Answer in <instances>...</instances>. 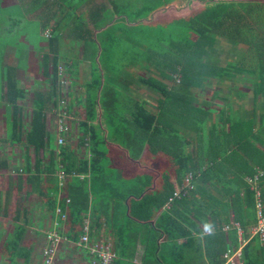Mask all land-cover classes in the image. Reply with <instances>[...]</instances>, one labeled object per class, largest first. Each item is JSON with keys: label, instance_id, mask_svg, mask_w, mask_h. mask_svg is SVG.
I'll return each instance as SVG.
<instances>
[{"label": "trees", "instance_id": "obj_1", "mask_svg": "<svg viewBox=\"0 0 264 264\" xmlns=\"http://www.w3.org/2000/svg\"><path fill=\"white\" fill-rule=\"evenodd\" d=\"M55 1L59 2L55 4ZM55 1L32 0L34 7L40 2L49 6H43L47 18L41 19L40 29L45 32L51 19L55 23L47 37L41 34L46 41V50L38 74L43 75L48 86L34 91L27 124L23 123L25 106L21 103L26 91L16 78V67L6 65L3 69L6 131L1 139L19 143L25 160L22 166L15 168V180L25 184L21 188L25 192L40 193L44 205L42 215L53 212L56 204L60 206L65 216L59 215L58 225L62 230L57 231L74 243L78 242L84 220L88 218L90 240H93V231H101L103 240L110 243L117 258L128 261L125 258L129 256V247L135 248L140 226L144 224L147 226L146 240L151 241L146 243L141 264H196L193 260L197 257H194L195 252L189 251L192 234L201 232L196 220L203 227L209 225L210 231L202 238L206 262L223 264L222 253L236 239L235 230L226 232L222 229L231 217L226 209L231 204L233 218L242 225L255 217L254 191L244 174L253 175L259 171L262 178L257 180L258 183H251L262 185L264 201V165L261 164L264 152L250 140L248 144L240 143L236 130L239 119L231 113L226 115L220 108L217 120L222 122L224 116L227 117L225 122H230L227 135H234V140L227 155L224 148L215 156L208 152L206 156L211 162L203 168L205 156L195 158L193 152L187 150L190 141L173 123L178 120L188 126L190 120L196 122L198 136H206V141L212 134L219 136L226 129L220 126L216 130L213 120L209 122L211 130L206 134L207 117L213 110L209 104L216 98L226 104L229 93L241 92L244 79L264 97V43L259 42H264V3L262 0H136V6L129 9L128 0H81L76 8L68 2L66 6L65 0ZM83 2L89 6L90 22L83 18L73 22L68 18L73 26L63 27L61 21L70 9L78 10ZM159 3L162 11L175 8L179 12L170 20H177L181 29L172 30L174 34L163 40L157 35L148 40V36H142V30L136 32L134 27L149 20L152 11H147ZM54 5H57L56 9L52 7V10ZM117 20H124L125 26L119 25L113 32L96 38L98 32L94 31L104 26L111 28ZM127 22L132 24L134 31L130 32ZM62 37L81 44L79 58L78 53L73 56L74 48L71 54L62 55ZM224 37L246 50L240 58L233 55L224 63L215 62L212 54L218 53L216 41ZM112 51H117L119 61H126L127 65L131 62L142 73L133 74L126 65L118 72L114 70ZM125 51L132 54L126 60ZM83 61L89 62L90 78L85 95L79 101L81 107L76 118H71L72 99L67 102L71 115L68 134L74 125L78 129L77 141L74 144L66 136L65 142L57 145V133L53 134L48 128L47 112L51 105H57L60 77L67 78L68 73L76 72ZM60 64L65 66L63 70L59 69ZM256 75L260 78L258 82L254 81ZM215 86L218 88L211 92L214 94L209 100L196 96L195 92ZM143 89L158 97L156 106L151 104L155 106L153 109L141 99ZM62 92L67 97L70 94L67 89ZM193 92L196 101L190 98ZM203 101V105H198ZM260 119L264 123V101ZM30 150H33L32 162ZM163 161L165 164L161 165ZM235 161L246 163L243 174H235L236 170L232 169L231 173L235 175L231 178L217 176L215 168L223 163L225 168ZM250 161L263 170L258 168L253 173ZM7 168V158L0 156V172ZM196 169L201 170L198 180L209 181L220 197L210 194L206 185H200ZM61 170L64 179L59 185ZM188 172L192 173L193 187H187L186 193L181 192L180 197L169 202V197L181 186ZM80 174L85 176L80 177ZM175 180L179 182L177 187H174ZM199 192L205 193L207 198L200 201ZM227 193L231 194L226 197ZM222 198H229V201ZM24 228V225L16 224L4 241L2 249L12 260L16 257L24 258L25 262L28 260L27 248L19 245ZM183 238L188 239V244L181 247L177 242ZM128 262L126 264H134ZM198 264L202 262L198 261ZM235 264H264V243L254 236L243 245L241 257Z\"/></svg>", "mask_w": 264, "mask_h": 264}, {"label": "crops", "instance_id": "obj_2", "mask_svg": "<svg viewBox=\"0 0 264 264\" xmlns=\"http://www.w3.org/2000/svg\"><path fill=\"white\" fill-rule=\"evenodd\" d=\"M15 2L16 5L19 6V17H24V15H26L25 13H28V10L30 9H37V7L35 8L34 5L32 4V0H13ZM51 1H55V0H49ZM260 1V0H259ZM57 1H55L54 3H56ZM261 3H264V0L261 1ZM54 8H52L53 10ZM59 12V11H58ZM264 13V11H263ZM46 16H44L42 19V21H44L46 18ZM60 16L57 15V18H59ZM18 19L20 18H14L13 20H15L16 23H13L12 27H16L17 21H19ZM54 19L50 20L49 25L46 27L45 31L47 30V28L49 26L53 27L54 26ZM20 22V21H19ZM52 22V24H51ZM51 24V25H50ZM256 27V26H255ZM5 32L12 30V28H4ZM257 30V28L255 29ZM44 33L43 29L40 30V34ZM45 40H38L37 42H35V44H27V47L30 51H35L36 55H35V60L31 63V64H27V65H23V66H19L18 65V59L14 56L16 55V50L14 49L12 51V54H9V51H11V47L6 48L5 50H2V53L4 54V56H0V102H4L2 96L4 95L5 92V84L3 81V69L6 65H10V63H7V59L4 60L6 57H11L13 56V58L16 60V63L13 64L16 69H15V75L16 78L19 81V85L20 87H22L25 91H26V95L24 98V102L25 100H27V94L29 95V104L28 106L23 104L24 102L22 101V105L25 106V109H28L30 112V104H31V98L33 96V93L36 89L38 88H44L46 89V87L48 86V84H46V82L43 81V75H41L40 73L38 74V69H39V63L41 61V57L43 54V51L46 50V48H44L42 46V43H44ZM261 43H264L262 41H259ZM5 47V46H4ZM79 47H81V44L79 45ZM41 48V49H38ZM215 49L218 53H213V59L216 58L215 62H221L224 63L225 60H229L233 57H237L240 58L243 55L244 46H235L234 42H232L229 38H222L221 40L219 39L218 41H216L215 44ZM246 50V49H245ZM69 55V54H68ZM78 57L80 55V53L77 54ZM76 55V56H77ZM78 59V58H77ZM85 62V61H83ZM83 62H81L80 64H82ZM88 66H89V62H88ZM79 67L80 65H78L77 71L75 72H71L68 73L67 75V79L68 81V85H67V90L70 91V94L68 96V100L70 101L72 99L73 101V105L71 106V112L72 115L78 112L79 107H81V104L79 103V101L83 98V96L85 95V86L90 78L86 77L84 79H81V82L79 80L80 77H78L79 75ZM24 68V69H23ZM19 73H27L29 75L32 76L31 82L33 84V88L30 89L26 88L23 83V80H21L18 76ZM258 74V73H257ZM36 75L37 78H35L34 76ZM79 80V82H78ZM260 80L259 75H256L254 81L258 82ZM242 82H244V84H242V90L239 93H236L235 91L232 93L228 94V102L225 104L221 99L216 98L212 103L209 104V106L213 107V110L211 112H209L210 114L207 117V121L208 123L205 125L206 128V134L209 133L210 129V125L209 122L214 120V123L217 125L216 126V130L218 128L221 127H225L226 129H224L219 136L216 135V133L212 134V138L208 139L205 141V137L206 136H198V131H197V127H196V122H193L192 120H190L189 123H187L188 126H183L182 124L178 123L176 120L175 123H173V126L176 127V129L180 130L181 132H183V137H185L186 139H188L190 141V144H188L187 146V150L190 152L192 151L195 158L196 157H203L204 160V164H203V168L206 167L208 164H210V160L208 159V157L206 156L207 153L209 152L210 155H214L218 152H220V150H222L224 148L225 155H227L229 153V146H231V142L234 140V135H227V131H229L230 129V122H225V118H227L226 116H224L222 122L221 120H217L218 116V112L219 109L221 108V110H225V114H234V116L236 117V120L239 119L240 123H238V127L236 126V130L238 132V139H241L240 143H244V144H248L247 141H252L253 143H255V147L259 148L260 150H262L264 152V123L261 122V114L263 113V101H264V97L262 96L261 93H258L254 87L249 86L250 84H248V80L244 81L242 80ZM214 83V82H213ZM212 83V84H213ZM77 85V87H75ZM248 87V88H247ZM144 91L141 92V99L147 101V107L150 109H153L158 101V97L153 95L150 96L149 93L147 92L146 89H143ZM214 93H210L208 98L205 100H209L210 97L213 95ZM200 99H202L201 97H198ZM203 100V99H202ZM79 103V104H78ZM154 104L155 106L152 107L151 104ZM203 102H198V105H203ZM208 104V103H207ZM206 104V105H207ZM3 106V111L2 114L4 116V121L2 124V132L0 133V147L1 143H3L4 145H6V147H9L10 149H21L22 147L19 143H12V142H7L4 141L3 139H1L4 135H5V131H6V119H5V104L2 105ZM50 106V105H49ZM55 106V105H54ZM51 105L50 111L47 112V123H48V128L49 130H51L53 132V134L56 135V127H55V116L53 113L52 108L54 107ZM76 108V109H75ZM25 109L23 110V123L27 124L29 117H25ZM175 118V117H173ZM251 121V122H250ZM76 128V127H75ZM77 133H78V129ZM215 132V131H214ZM211 137V134H209ZM236 136V135H235ZM221 139L222 142H219V139ZM217 141H215V140ZM75 144V143H74ZM214 144V145H212ZM211 145V146H210ZM250 145V143H249ZM248 148V147H247ZM13 151V150H12ZM29 153L31 154V162L33 161L34 157H33V150H30ZM81 153V152H80ZM5 157L8 160V168L4 171V172H0V244H2L6 238L9 236V234L11 233L7 231L6 228H8V226H11L12 228L15 227V225L19 224V225H24V227L26 228H30L31 230H29L30 232L33 233V235H29V237L24 238V235L21 236L20 241H19V245L23 248H27L26 253L28 255V260L25 262L24 258L22 257H16L14 260L11 259V257L8 255L7 252L1 254L0 251V264H42V249L43 247L46 245L47 242V238H46V233L49 230L52 229H58L59 231L62 230L61 227H59L58 225V221H59V215L60 213H58L56 211L57 207L60 208L59 205L56 204L53 212L49 211L47 212V214L44 216L42 215V211L44 209V205L41 201V195L38 191H29L28 193L25 192V190H22L21 188L25 187L24 183L21 182L18 183V181H16V173H15V168L22 166L24 163V156H23V151L20 152V156H15L13 157L11 154H6ZM13 159H15V162L13 161ZM222 160H220L221 162ZM16 165H15V164ZM13 164V165H12ZM224 164V163H223ZM221 164L220 166H218L217 168H215L216 172H217V176H223V178H231L233 177L235 174H243V170L245 169V162L242 161H235L232 165H227L224 168V165ZM261 164L264 165V160L261 161ZM250 165H252V171L253 173L260 168V166L257 163H253L250 161ZM228 171H226V170ZM235 169L236 173H231V170ZM261 169V168H260ZM230 170V171H229ZM263 170V169H261ZM197 171V177L196 179L198 180L200 174H201V170L196 169ZM259 172V171H258ZM258 172H255L253 175H243L244 177H247L248 179H252L251 177H254L257 175L258 178H262ZM264 172V170H263ZM85 176V174H80V177ZM257 180H255L257 182ZM260 180V179H259ZM198 182L200 183V185L202 186H207V191L210 194H216L218 197H220V194L218 195V193H216L215 191H213V188L210 185L209 181H204V180H198ZM249 182V181H248ZM251 184V189L254 191V196H255V207H256V189H258L260 191V193L262 192V185L261 186H257L255 184H252L251 182H249ZM258 183V182H257ZM179 184V182H177V180H175L174 183V187H177V185ZM59 185H60V181H59ZM264 186V184H263ZM261 187V188H260ZM231 189V188H230ZM237 191V190H236ZM207 192V194H208ZM232 192V190H231ZM235 193V192H234ZM206 194V195H207ZM231 194V193H230ZM229 193L226 194V197H228L230 195ZM198 197L200 198V201L205 200V198H207V196H205V193L199 192L198 193ZM229 201V198H225L222 200ZM199 200V199H198ZM264 202V201H263ZM61 209V208H60ZM231 204L230 206L226 209V211L231 215L229 222H224L222 229L226 232L231 231V230H235V236L236 239L235 241L229 245L228 247H243V245L248 242L249 240H251L254 236L257 235H253L252 232V228L256 222V212H257V207L255 208L254 211V219L247 221L246 223L244 222V224H240L239 221L235 220L233 217V212L231 210ZM225 210H222V212H224ZM232 218V219H231ZM196 222L197 227H199V229L201 230L200 233H194L192 234L191 237V242L189 244L190 249L189 251H194L195 252V256L196 258H194L193 260L195 261L196 264H198V261L202 262V264H208L206 262V251L205 248L203 247V234L208 233L210 230L208 228L203 227L198 221L194 220ZM236 224L241 228V233H238V229L236 227ZM34 225L37 227L38 225L43 227V232H40L37 230V228H34ZM146 225L142 224L140 226V233L138 235V239H137V243L135 248H131L129 247V252L127 253V255H129L128 257H126L125 259L128 261H132L134 264H141L143 261V257L145 255V250H146V243L151 241L150 239L146 240L147 237V230ZM227 227V228H226ZM6 229V230H5ZM64 237V239H61L60 244L58 246L56 255H55V259H54V264H92V259L93 256L86 250L83 248V252L86 253L84 256L82 257H77L76 253H77V248H75L76 246H79L77 244V242H72L71 240H69L68 238H66L64 235H62ZM103 233L100 232H96L93 231V236L91 241H98V240H103ZM40 237V238H38ZM258 237V236H257ZM40 239V241H39ZM259 239V237H258ZM187 240L188 239H180L177 243L181 246H187ZM260 241V239H259ZM230 242V241H229ZM159 243V240H158ZM261 243V241H260ZM227 249V247H226ZM225 249V250H226ZM224 250V252H225ZM223 252V253H224ZM223 253L220 257V259L223 260V264H225V260L223 258ZM117 258V256H116ZM115 258V259H116ZM132 258V259H131ZM18 259V260H17ZM131 259V260H130ZM121 260V261H119ZM128 261H125L124 259H120L117 258L114 262H112V264H126ZM129 263V262H128Z\"/></svg>", "mask_w": 264, "mask_h": 264}, {"label": "rangeland", "instance_id": "obj_3", "mask_svg": "<svg viewBox=\"0 0 264 264\" xmlns=\"http://www.w3.org/2000/svg\"><path fill=\"white\" fill-rule=\"evenodd\" d=\"M65 1L66 2L64 4H66V6L68 5L67 4V2H68L69 5H73L72 6L73 8H76V6L82 2L81 0H65ZM102 1H106V0H102ZM170 1L173 2V0H170ZM63 2H64V0H63ZM128 2L130 4L129 9H133L136 6V0H128ZM176 2H179V0H176ZM91 4H94V2ZM138 4H140V3H137V5ZM82 5L83 6H78V10H73L72 8L70 9L68 16L66 18H63V21H61V23H63V27L69 26V28H70L71 26H73V24L67 20L68 18H70L71 19L70 21H73V22H77V20L79 21L82 18H83L82 20H86L87 22H90L89 18H88L89 14L87 11V8H89V6H87V3H85V2H83ZM43 6L49 7L48 5H46V3L42 4L40 2L38 5L35 6V8L37 7V9L32 8V9L28 10V13H25L26 15H24V17H19L20 16L19 15V9L20 8L18 5L15 4V2L13 0H1V12H0V56H1V58H2V56H4V54L2 53V50H5L6 48L11 47L12 49H11V51H9V54H12V51L14 49L16 50V55H14V56L18 59V65L19 66L31 64L35 60L34 58H35L36 52L30 51L27 47V44L28 43L35 44V42L37 40H39L40 38L42 39L41 34H40V30H41L40 26H41V22H42L41 18H43V16H45L44 14H46ZM56 6L57 5L51 6V8L54 7L56 9ZM162 10H163L162 5H160V3L157 6H154L152 10L147 11V13H150L152 11L150 14V19L143 21L138 26H135L134 30L136 32H138L139 30H142L143 31L142 36H148L147 37L148 40H149V37H151L153 39L156 37V35H157L158 39L162 38V40H163L164 37L168 38L171 34H174V33H172V32H174L172 30L181 29L179 23H177V20H173V21L170 20V17L172 15L175 16L179 12H177L175 10V8H172V9L167 8L164 11H162ZM84 17H86V18H84ZM14 18H20V19H18L20 22L17 23L18 25L16 27H12L13 23H14L13 22ZM52 22H51V24H52ZM127 23H128L127 24L128 28H129V26L131 28L130 32L134 31L132 24H129V22H127ZM112 24H114V26H112L111 28L104 26L103 27L104 29L101 28L99 30L97 29V31H94V33L98 32V35L96 36V38L97 37L98 38L104 37L103 33L113 32L114 29L116 30L117 27H119V25L122 28L123 26H125V21L124 20H121V21L117 20V22L115 21ZM10 27L12 28V30L5 32L4 28L7 29ZM51 28L52 27L49 26L47 29L50 30ZM69 28L66 29V34H68ZM179 31L180 30H178V32ZM117 35H118V33H117ZM133 35H134V33L132 34V36ZM107 37L108 36H106L105 38H107ZM42 40H44V39H42ZM128 42L133 43V41H131V40H128ZM77 43H78V41H74L71 38L67 40V37H65V38L62 37V39H61L62 55L71 54L72 48H74L73 56H74V54L76 55L77 53H80L79 49L81 47H79L80 44H77ZM124 44L125 43H123V45ZM42 46L44 48H46V41H44V43H42ZM125 52L126 53H125V59L124 60H126V58L129 57L128 56L129 54L132 55L131 52H128V51H125ZM77 57H78V55H77ZM79 57H80V55H79ZM118 57L119 56L117 54V51L112 53L111 59H114V63H113L115 66L114 70H116L118 72L121 69L122 65H126L125 68L128 71H130L131 73H133V74L134 73H139V74L142 73L141 70L137 66L130 64L131 62L127 65L126 61L125 62L119 61ZM6 59L8 60L7 63L11 62L10 65H13L16 63V60L13 58V56H11L10 58L6 57L4 60H6ZM104 59H106V58H104ZM101 63L103 64L104 61L101 60ZM79 65H80V67H79L78 77H80L79 80L81 82V79H84V78L90 76V70H89V66H88V61H85ZM64 67L65 66L63 64H60L61 70H63ZM18 77L21 80H23L24 85H26L25 87L29 88L31 91V89L33 88V84L31 82L32 76L27 74V73H24V74L19 73ZM34 77L37 78L36 75ZM79 80H78V82H79ZM68 81L69 80L67 78H64V83L61 86V88L63 90L67 89ZM75 87H77V85ZM217 88L218 87H216V86L215 87H205L204 89L199 90L195 93H196L197 97H201L202 99H205V98L207 99L209 94ZM195 93L193 92L190 95L191 100L193 99L196 101V99H194ZM27 95H28L27 96L28 98H27V100H25V102L23 101L24 102L23 104L28 106L30 94H27ZM149 95L153 96L154 93L150 91ZM67 100H68V98H67ZM3 104H4L3 101L0 102V133L2 132V124L4 121V116L2 114V111H3L2 105ZM146 104H147V101H146ZM24 113H25V117L30 116V112L28 109H25ZM71 118H76L75 112ZM76 129L77 128H75V126L73 125L70 133L67 135V139H69L72 143H76V141H77L78 133H77ZM182 133L183 132L180 131L181 135H183ZM1 146L2 147H0V156H5L6 154H11L13 157H15V156L18 157V156H20V152H22V150L18 149V148L17 149H15V148L10 149L9 147H6V145H4L3 143H1ZM13 161L15 162V159H13ZM164 164L165 163L163 161L161 163V165H164ZM130 169L132 170V168H130ZM130 169H129V171H130ZM35 227L36 226L34 225V228ZM36 228L40 232H43V230H44L43 227L40 225H38ZM6 229L8 232H10V231H12L13 228L11 226H8V228H6ZM29 230H31V229L26 228V227L24 228V232H23L24 238L29 237V235L30 236L33 235V233L30 232ZM38 238H40V237H38ZM39 241H40V239H39ZM3 244H4V242L2 244H0V251H1V254L4 253V255H5V251L2 249ZM75 248H77L75 250H77L76 256L78 258L82 257L86 254L83 252V248H81L80 246H76Z\"/></svg>", "mask_w": 264, "mask_h": 264}, {"label": "built area", "instance_id": "obj_4", "mask_svg": "<svg viewBox=\"0 0 264 264\" xmlns=\"http://www.w3.org/2000/svg\"><path fill=\"white\" fill-rule=\"evenodd\" d=\"M49 30L47 29L44 34L47 37L49 35ZM61 70V68L59 67ZM64 83V77H60L58 82V102L57 105L52 108L55 116V127H56V144L60 145L65 142V138L68 135V118L71 115L68 114L67 110V94L62 92L61 86ZM58 177L61 181L64 179V172L61 170L58 173ZM256 175L254 179H249V181L257 180ZM192 173L188 172L183 180V183L179 188H176L173 195L169 197V202H172L175 197H180L181 192L186 193L187 187L192 188L191 184ZM66 201H69L67 198ZM256 222L252 228L253 235H257L262 243H264V202L261 198V193L256 189ZM56 211L62 213L61 209L57 207ZM62 216L65 215L62 213ZM238 233H241V228L236 224ZM227 228V227H226ZM90 223L89 219L84 220L82 226V233L80 234L77 244L85 248L92 256V264H110L112 258L116 255L110 249V243L104 240L91 241L89 238ZM47 242L42 249V264H54L55 255L60 244L61 239L64 237L56 230L52 229L46 233ZM241 257V247H228L223 253V258L225 264H235L237 260Z\"/></svg>", "mask_w": 264, "mask_h": 264}, {"label": "clouds", "instance_id": "obj_5", "mask_svg": "<svg viewBox=\"0 0 264 264\" xmlns=\"http://www.w3.org/2000/svg\"><path fill=\"white\" fill-rule=\"evenodd\" d=\"M205 227H206V228H208V227H209V225H205Z\"/></svg>", "mask_w": 264, "mask_h": 264}]
</instances>
